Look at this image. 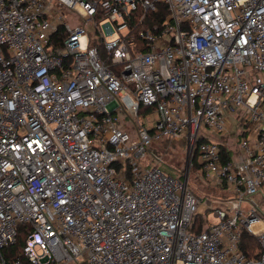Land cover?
Returning a JSON list of instances; mask_svg holds the SVG:
<instances>
[{"label":"built area","instance_id":"1","mask_svg":"<svg viewBox=\"0 0 264 264\" xmlns=\"http://www.w3.org/2000/svg\"><path fill=\"white\" fill-rule=\"evenodd\" d=\"M163 137L233 188L200 231ZM0 264H264V0H0Z\"/></svg>","mask_w":264,"mask_h":264},{"label":"rangeland","instance_id":"2","mask_svg":"<svg viewBox=\"0 0 264 264\" xmlns=\"http://www.w3.org/2000/svg\"><path fill=\"white\" fill-rule=\"evenodd\" d=\"M67 13L68 17H71L72 12L68 9L64 10ZM73 26V23H71ZM153 116H149L151 119ZM140 121H142L146 126H149L143 117H140ZM115 126L122 131H127L129 137L135 138L137 137L136 129L134 128V123L132 118H130L126 113L117 111L116 112V120ZM200 134H205L210 140H215L214 137L207 135L204 131H200ZM227 141L231 144L232 147L235 145H239L241 141V137L238 134L232 135L228 137ZM159 151L160 157L155 158L152 154L153 151ZM187 151V142L186 138L179 141L176 139L174 141H166V138L163 137L159 141L153 142L149 146V150L147 152V159L149 161V165H155L166 174L171 175L172 177H179L180 174H183V177L186 172V155ZM182 177V179H183ZM187 186L194 193L196 198L198 199L196 205V214L200 215V217L206 222V224L212 223L216 220L213 214V205L212 202L214 198H223V197H234L233 188L229 186H219L215 183H212L210 180L205 178H199L196 176V172L193 169L188 167L187 173ZM256 201H262L261 193L257 192L253 196H250ZM206 200L210 201V205L206 203Z\"/></svg>","mask_w":264,"mask_h":264},{"label":"trees","instance_id":"3","mask_svg":"<svg viewBox=\"0 0 264 264\" xmlns=\"http://www.w3.org/2000/svg\"><path fill=\"white\" fill-rule=\"evenodd\" d=\"M166 12H167L166 6L161 5L160 11L155 18L157 20L159 19L162 20L164 18V15H166ZM52 39L53 40L59 39L58 35H54ZM140 111L143 112V110H140ZM195 157H196V153H194L193 155V161L195 160ZM190 169H193L196 172V176L199 177L196 164H193L192 166H190ZM179 177L182 178L183 174H180ZM199 178H204V175H201V177ZM204 222L205 221L200 217V215L195 214L189 229L192 231H200L204 228ZM19 230L20 231L17 235V239L15 243L11 244L4 251L7 258H12V257H16L20 255V249L23 243V232H24L23 227L21 225L19 226ZM240 248L247 256L257 255L260 252V246L257 243L256 239H254V237H252L250 234L245 233V232H243L241 236Z\"/></svg>","mask_w":264,"mask_h":264},{"label":"water","instance_id":"4","mask_svg":"<svg viewBox=\"0 0 264 264\" xmlns=\"http://www.w3.org/2000/svg\"><path fill=\"white\" fill-rule=\"evenodd\" d=\"M187 156V159H186V172H185V175H184V177H183V181H184V183H186L187 182V173H188V160H189V156H188V154H186Z\"/></svg>","mask_w":264,"mask_h":264}]
</instances>
